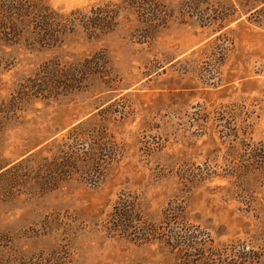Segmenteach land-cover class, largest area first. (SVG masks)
<instances>
[{
  "label": "rangeland",
  "instance_id": "1",
  "mask_svg": "<svg viewBox=\"0 0 264 264\" xmlns=\"http://www.w3.org/2000/svg\"><path fill=\"white\" fill-rule=\"evenodd\" d=\"M46 1L69 19L120 10L97 38L78 21L54 45L30 33L31 19L20 39L0 31V264H181L159 234L115 231L120 198L144 229L164 231L166 209L180 208L226 264H249L250 251L264 264V5L210 0L236 4L219 29L189 14V0H161L167 15L150 23L122 0ZM109 138L119 152L88 176L82 151ZM54 141L81 164L45 186L41 158L52 154L33 155Z\"/></svg>",
  "mask_w": 264,
  "mask_h": 264
},
{
  "label": "trees",
  "instance_id": "2",
  "mask_svg": "<svg viewBox=\"0 0 264 264\" xmlns=\"http://www.w3.org/2000/svg\"><path fill=\"white\" fill-rule=\"evenodd\" d=\"M4 5V11L2 15V21L4 22V27L0 29L1 33L10 39H20L25 34L29 33L22 24L31 19V22H35L34 28L31 30L37 40L42 45H54L61 41V37L65 29L68 26H75L78 21L84 26L89 35L93 38L99 37L100 34L107 33L109 30L114 28L116 25L115 13L119 14L120 6L110 3L109 5L99 6L91 10L92 17L88 15L79 16L77 19L67 18L66 15L58 13L53 10L51 6L47 4L46 0H2ZM246 4L255 3V5H264V0H243ZM125 5L132 8L140 19L146 23H150L152 20H162L167 11L161 0H122ZM241 5V2L238 3ZM187 11L189 14L195 15L201 19L204 25H209L212 23H220L219 29L223 28V23H231L234 21V14L237 12L236 4L226 3L220 5H212L210 0H189L187 1ZM258 6V7H259ZM111 7L114 8L111 10ZM254 6V8H258ZM59 16V18H58ZM57 19H59L57 21ZM57 21V23H56ZM104 53V52H103ZM91 61V60H89ZM95 61V60H93ZM85 67V64L82 65ZM75 70L80 72V68H75ZM50 75V73H47ZM51 76V75H50ZM51 79H58L59 77L55 74L50 77ZM41 80V79H40ZM39 80V81H40ZM56 83V81H55ZM87 123H82L73 128L70 133L69 139L75 141L83 135L82 127ZM88 132L95 137V130H91L88 126ZM109 134V133H107ZM72 137V138H71ZM113 138L106 139V142L98 146V149L92 148L82 151V155L86 156L84 167L91 172L90 177L95 178L97 173H99L102 163L108 159L113 160L116 154L119 152V146L114 142ZM69 142L63 141L58 145L57 153L53 150L56 145V141L52 142L51 145L46 146L45 149L41 150L35 156H41L43 153H51L52 160L48 158H41L45 161L42 164L41 174V184L48 185H58L59 183L72 178L75 176L76 172H71L75 169V165L80 166L81 162H76V157L72 155H77L78 161L80 160V154L75 153L70 150ZM102 151V152H101ZM80 152V151H79ZM107 153V154H102ZM43 157V156H42ZM259 161L256 164L259 167L264 166V152L258 156ZM261 159V160H260ZM23 163H26L23 162ZM137 205L128 198H120L114 207V211L111 213L112 223L114 225L115 231L121 232L123 235L130 236L135 240L149 241L150 237L158 236L163 239V243L170 246L181 264H226L225 255L221 256L220 252L218 255L210 253V249L204 240L197 236L191 226L185 219V212L183 209L169 208L166 209L164 219L168 221L169 224L164 228V231L157 233V229H144L142 225H138L141 219H138ZM136 224L134 225L133 224ZM144 224V222H143ZM145 225V224H144ZM165 241V242H164ZM245 252H238V254H243ZM247 253V252H246ZM250 255V262H255L254 251L248 252ZM243 259V257H240ZM229 264H235L230 262Z\"/></svg>",
  "mask_w": 264,
  "mask_h": 264
}]
</instances>
